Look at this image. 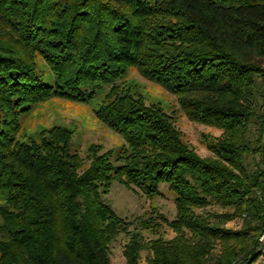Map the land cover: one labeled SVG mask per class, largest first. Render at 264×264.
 Returning <instances> with one entry per match:
<instances>
[{"label":"trees","instance_id":"16d2710c","mask_svg":"<svg viewBox=\"0 0 264 264\" xmlns=\"http://www.w3.org/2000/svg\"><path fill=\"white\" fill-rule=\"evenodd\" d=\"M129 69L221 131L206 141L212 157L125 88ZM99 92L95 115L122 137L119 150L81 156L63 125L22 138L21 114L36 104ZM113 180L148 198L165 185L174 217L118 216L104 198ZM0 190V264H110L121 233L126 264L141 251L146 264H253L264 233V0H0ZM233 218L240 226L226 227Z\"/></svg>","mask_w":264,"mask_h":264},{"label":"rangeland","instance_id":"374dc122","mask_svg":"<svg viewBox=\"0 0 264 264\" xmlns=\"http://www.w3.org/2000/svg\"><path fill=\"white\" fill-rule=\"evenodd\" d=\"M37 61L44 70L46 80L51 82L52 74L49 69L41 60ZM123 80L125 88L132 93L141 95L146 103L158 104L169 114L175 121L182 140L192 146L200 156H213V153L206 146V141H211L213 137L220 135L221 131L219 129L189 120L181 111L175 95L160 85L145 79L135 69H129ZM101 93L99 92V97L89 102L51 96L36 104L29 112L21 114L22 129L20 134L22 138L37 137L42 129L54 125H63L73 130L71 148L81 156L86 153V149L90 145H99L102 150L110 148L119 150L123 143L122 137L99 121L95 115V109L103 96ZM160 187V195L148 198L140 190L129 189L120 181L113 180L104 198L115 213L125 219L132 220L141 215L145 217L157 212L171 220L175 215L173 193L165 185ZM4 199L5 192L0 190V205L4 202ZM207 209L211 212L227 211L218 207ZM225 226L239 227L240 221L233 218L226 222ZM157 229L160 230L161 236L166 239L175 234L172 228L164 223H160ZM141 233L144 240L157 236L145 230ZM260 237L258 240H260ZM127 240L128 236L121 233L109 244L110 264H126L123 250ZM146 255V251H141L138 264H146ZM253 264H264V255L259 256Z\"/></svg>","mask_w":264,"mask_h":264},{"label":"built area","instance_id":"2783aa9c","mask_svg":"<svg viewBox=\"0 0 264 264\" xmlns=\"http://www.w3.org/2000/svg\"><path fill=\"white\" fill-rule=\"evenodd\" d=\"M259 245L261 247L262 250V255H264V233L261 235L260 240H259Z\"/></svg>","mask_w":264,"mask_h":264}]
</instances>
